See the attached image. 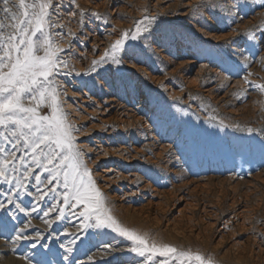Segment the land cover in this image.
I'll return each mask as SVG.
<instances>
[{"label": "rangeland", "instance_id": "rangeland-1", "mask_svg": "<svg viewBox=\"0 0 264 264\" xmlns=\"http://www.w3.org/2000/svg\"><path fill=\"white\" fill-rule=\"evenodd\" d=\"M53 3L59 5L53 31L61 33L60 57L68 65L53 79L112 214L159 243L198 251L215 264H264V94L254 87L264 83V0ZM146 16L155 17L141 34L146 41H128L137 45L139 63L109 60L84 75ZM35 175L48 173L35 169L25 181L32 195L17 200L31 216L0 194L17 216L0 226V264H145L111 229L84 232L82 205L65 207L62 195L54 199L51 192L38 200L57 185L38 186ZM9 188L0 180V193ZM53 206L44 219L55 220L61 207L65 216L45 230L41 217ZM29 220L23 233L29 239H16Z\"/></svg>", "mask_w": 264, "mask_h": 264}, {"label": "snow or ice", "instance_id": "snow-or-ice-1", "mask_svg": "<svg viewBox=\"0 0 264 264\" xmlns=\"http://www.w3.org/2000/svg\"><path fill=\"white\" fill-rule=\"evenodd\" d=\"M58 7L53 0H0V180L10 186L6 193L0 194L6 195L7 203L14 205L15 210L31 216V212L17 200L25 193L32 195L27 192L25 181L33 177L35 169H42L48 176L42 178V175H35L36 184L47 187L55 182L64 191L60 193L57 187H50L37 199L43 200L51 192L55 194L54 199L62 195L65 207L82 205L79 215L83 218L84 232L111 229L131 242L129 251L146 258L145 264H151L157 256L164 258L158 264H215L211 256L198 251L159 243L148 233L123 225L112 214L92 170L85 162L84 152L75 142L73 133L78 129L70 123L69 114L62 108L60 85L53 79L59 67L68 66L60 57V53L65 51L64 46L57 42L61 33L53 31L57 27L53 15L58 14ZM80 15V23L83 24V11ZM154 19L146 16L135 22V31H123L98 60L91 62L84 75L95 72L99 65L109 60L121 65L127 57L139 63L137 45H129L128 41H146L141 34L150 30ZM244 34L249 39L256 38L252 30H246ZM145 46L151 45L146 42ZM245 81L252 83L247 77ZM254 87L264 94V83ZM45 109L49 111L45 113ZM54 208L43 212L41 219L45 230L65 216L61 207L55 220L44 219ZM0 211L5 216L0 219V226H8L9 216L11 220H17L15 211L8 209L3 201H0ZM32 211H37L35 205ZM31 226L29 220L20 227L16 239L28 240L29 237L23 236V233ZM36 238H41L40 232H37ZM78 239L77 235L71 243H76ZM32 247L35 248L36 244ZM102 247L109 249L108 245Z\"/></svg>", "mask_w": 264, "mask_h": 264}, {"label": "bare ground", "instance_id": "bare-ground-1", "mask_svg": "<svg viewBox=\"0 0 264 264\" xmlns=\"http://www.w3.org/2000/svg\"><path fill=\"white\" fill-rule=\"evenodd\" d=\"M128 213V212H127ZM133 225V224H132ZM9 262V261H8ZM5 264V263H4ZM8 264V263H7Z\"/></svg>", "mask_w": 264, "mask_h": 264}]
</instances>
